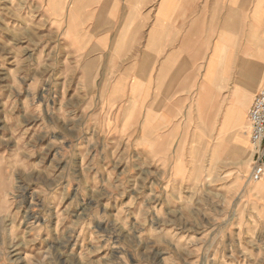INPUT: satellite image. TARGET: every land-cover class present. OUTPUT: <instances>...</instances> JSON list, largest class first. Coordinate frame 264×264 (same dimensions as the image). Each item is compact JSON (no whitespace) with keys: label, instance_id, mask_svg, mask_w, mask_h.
Returning a JSON list of instances; mask_svg holds the SVG:
<instances>
[{"label":"rangeland","instance_id":"1","mask_svg":"<svg viewBox=\"0 0 264 264\" xmlns=\"http://www.w3.org/2000/svg\"><path fill=\"white\" fill-rule=\"evenodd\" d=\"M67 5L0 0V264H264V179L226 125L239 99L214 124L189 106L100 129Z\"/></svg>","mask_w":264,"mask_h":264},{"label":"crops","instance_id":"2","mask_svg":"<svg viewBox=\"0 0 264 264\" xmlns=\"http://www.w3.org/2000/svg\"><path fill=\"white\" fill-rule=\"evenodd\" d=\"M51 1L68 3L59 32L73 35L72 57L96 76L85 97L100 99V129H162L189 106L214 124L220 107L264 82V0Z\"/></svg>","mask_w":264,"mask_h":264},{"label":"built area","instance_id":"3","mask_svg":"<svg viewBox=\"0 0 264 264\" xmlns=\"http://www.w3.org/2000/svg\"><path fill=\"white\" fill-rule=\"evenodd\" d=\"M247 120L248 134L255 158L250 179L253 182H260L264 179V84L255 94Z\"/></svg>","mask_w":264,"mask_h":264},{"label":"bare ground","instance_id":"4","mask_svg":"<svg viewBox=\"0 0 264 264\" xmlns=\"http://www.w3.org/2000/svg\"><path fill=\"white\" fill-rule=\"evenodd\" d=\"M248 6H249V4H248ZM229 27V26H228ZM227 27V28H228ZM224 30V29H223ZM249 30H250V28H249ZM251 33V32H250ZM251 35V34H250ZM248 38H250V37H248ZM258 39V38H257ZM256 39V40H257ZM263 40V39H262ZM257 41H259V40H257ZM248 42H250L249 40H248ZM256 42V41H255ZM264 42V41H263ZM254 44H256V43H254ZM264 48V47H263ZM249 61V60H248ZM245 62H246V59H245ZM251 62V61H250ZM253 63V62H252ZM254 64V63H253ZM255 65V64H254ZM257 65V64H256ZM246 66V65H245ZM249 68V67H248ZM218 69V68H217ZM244 71H245V69H244ZM221 73H222V69H221ZM249 74V73H248ZM249 76H250V74H249ZM252 76V75H251ZM251 78V77H250ZM253 78V77H252ZM257 78V77H256ZM252 81H253V79H251ZM257 80V79H256ZM257 81H255V83H256ZM213 83V82H212ZM217 83V82H216ZM215 83V84H216ZM254 83V82H253ZM217 85V84H216ZM243 86V85H242ZM244 88H246V87H244ZM248 88V87H247ZM252 94V93H251ZM250 96L249 95H247V94H242L240 97H239V101H238V104H239V107H236L235 109H232V110H230L229 112H228V114L226 115V125L227 126H231V125H234L235 126V128H236V130H235V132H234V135H233V139H234V142H235V144H236V146H237V148L239 149V148H245L246 147V145H247V138H248V136H247V132H248V130L246 129V127L248 126H245L244 128H242L241 126H240V123H238V122H240V114L239 113H241L242 112V114H243V112H245V109H246V105L248 104V102H249V100H250ZM242 114H241V116H242ZM248 122V121H247ZM249 143H250V146H251V142H250V138H249ZM245 153V152H244ZM239 155V154H238ZM238 155H237V157H238ZM244 155V154H243ZM241 157V156H240ZM239 157V158H240ZM243 157V156H242ZM241 159V158H240ZM243 159V158H242Z\"/></svg>","mask_w":264,"mask_h":264}]
</instances>
